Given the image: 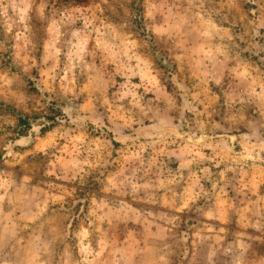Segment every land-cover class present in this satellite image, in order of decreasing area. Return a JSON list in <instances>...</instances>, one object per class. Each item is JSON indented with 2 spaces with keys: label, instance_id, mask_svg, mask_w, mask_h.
I'll return each mask as SVG.
<instances>
[{
  "label": "rangeland",
  "instance_id": "obj_1",
  "mask_svg": "<svg viewBox=\"0 0 264 264\" xmlns=\"http://www.w3.org/2000/svg\"><path fill=\"white\" fill-rule=\"evenodd\" d=\"M0 264H264V0H0Z\"/></svg>",
  "mask_w": 264,
  "mask_h": 264
}]
</instances>
